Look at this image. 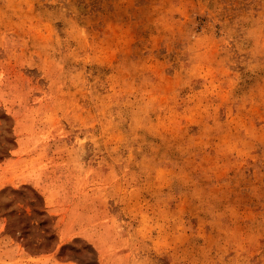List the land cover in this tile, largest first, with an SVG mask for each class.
<instances>
[{"label":"rangeland","instance_id":"1","mask_svg":"<svg viewBox=\"0 0 264 264\" xmlns=\"http://www.w3.org/2000/svg\"><path fill=\"white\" fill-rule=\"evenodd\" d=\"M0 264H264V0H0Z\"/></svg>","mask_w":264,"mask_h":264}]
</instances>
